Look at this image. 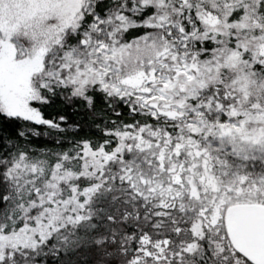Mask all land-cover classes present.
I'll return each mask as SVG.
<instances>
[{
	"label": "snow or ice",
	"instance_id": "obj_1",
	"mask_svg": "<svg viewBox=\"0 0 264 264\" xmlns=\"http://www.w3.org/2000/svg\"><path fill=\"white\" fill-rule=\"evenodd\" d=\"M0 264H264V0H0Z\"/></svg>",
	"mask_w": 264,
	"mask_h": 264
}]
</instances>
